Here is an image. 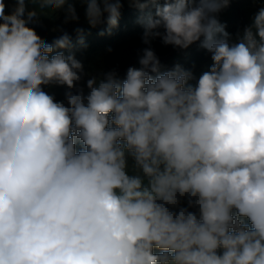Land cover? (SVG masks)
I'll return each instance as SVG.
<instances>
[{
	"label": "clouds",
	"instance_id": "1",
	"mask_svg": "<svg viewBox=\"0 0 264 264\" xmlns=\"http://www.w3.org/2000/svg\"><path fill=\"white\" fill-rule=\"evenodd\" d=\"M231 2L0 0V264H264V6L233 35ZM125 3L137 64L86 71L63 25L80 5L112 35ZM157 40L212 63L168 68Z\"/></svg>",
	"mask_w": 264,
	"mask_h": 264
},
{
	"label": "trees",
	"instance_id": "2",
	"mask_svg": "<svg viewBox=\"0 0 264 264\" xmlns=\"http://www.w3.org/2000/svg\"><path fill=\"white\" fill-rule=\"evenodd\" d=\"M5 2L7 11L10 12L15 7V0H5ZM260 7L262 6L258 0H232L230 6L219 13L218 19L225 25L229 33L235 35L251 21ZM77 10L80 15V22L69 23L63 27L73 35L74 42L76 37L73 29L76 27L85 29L87 47L80 48L77 46L75 53L77 58L83 62L86 71L96 73L115 68L123 76L129 66L137 64V53L144 45L141 42L142 28L136 24L138 15L136 10L125 3L119 27L113 30L112 35L106 34L104 36L98 34L102 28H89L84 21V12L80 5H77ZM57 15V19L41 17V23L35 26L37 33L49 43L59 34L53 32L52 29L62 25L63 15L62 13ZM109 48H111L110 52L108 51ZM153 48L161 62L168 68L179 63L194 73L211 62L210 53L201 49L198 43L193 44L187 50H176L171 46L162 45L157 40L153 43ZM45 90L53 94L58 101L64 99L65 89L63 87L53 86L47 87Z\"/></svg>",
	"mask_w": 264,
	"mask_h": 264
},
{
	"label": "crops",
	"instance_id": "3",
	"mask_svg": "<svg viewBox=\"0 0 264 264\" xmlns=\"http://www.w3.org/2000/svg\"><path fill=\"white\" fill-rule=\"evenodd\" d=\"M258 1L260 2L261 6H264V0H258ZM29 7H32V5H29ZM243 28L240 31H242ZM211 63H212V61L208 65H205V66L201 67L200 69H198L197 71H195L194 74L198 77L203 71H206L208 69V67L211 65Z\"/></svg>",
	"mask_w": 264,
	"mask_h": 264
}]
</instances>
